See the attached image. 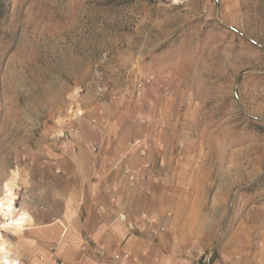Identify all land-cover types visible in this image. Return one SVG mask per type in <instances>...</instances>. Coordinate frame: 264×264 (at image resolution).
Wrapping results in <instances>:
<instances>
[{"label":"rangeland","instance_id":"obj_1","mask_svg":"<svg viewBox=\"0 0 264 264\" xmlns=\"http://www.w3.org/2000/svg\"><path fill=\"white\" fill-rule=\"evenodd\" d=\"M16 171L23 207L115 192L179 264H264V0H0Z\"/></svg>","mask_w":264,"mask_h":264},{"label":"crops","instance_id":"obj_2","mask_svg":"<svg viewBox=\"0 0 264 264\" xmlns=\"http://www.w3.org/2000/svg\"><path fill=\"white\" fill-rule=\"evenodd\" d=\"M116 194L99 200L105 202L102 208L99 201L82 202L78 192L35 194L42 201L34 199L26 205L34 221L17 236L24 248L15 257L21 264H179L160 245L165 229L161 219L146 212L134 213ZM120 214L127 215L134 228ZM87 235L90 240L83 248ZM8 242L15 248L14 242Z\"/></svg>","mask_w":264,"mask_h":264},{"label":"bare ground","instance_id":"obj_3","mask_svg":"<svg viewBox=\"0 0 264 264\" xmlns=\"http://www.w3.org/2000/svg\"><path fill=\"white\" fill-rule=\"evenodd\" d=\"M72 113L80 115L83 113L79 106L70 110ZM16 171L9 179L6 180L4 194L0 196V264H12L16 259L13 251L14 246L10 244L4 236L5 233L20 235L25 229L29 228L34 219L26 207L18 204Z\"/></svg>","mask_w":264,"mask_h":264},{"label":"built area","instance_id":"obj_4","mask_svg":"<svg viewBox=\"0 0 264 264\" xmlns=\"http://www.w3.org/2000/svg\"><path fill=\"white\" fill-rule=\"evenodd\" d=\"M120 215H121V219L124 220V221H126V222L128 223V226H129L130 229L134 228V223H133V221H131V220L129 221L127 215H125V214H120ZM63 225H64V224H63ZM86 239H87V241H86V243L84 244L83 248H85L86 245L88 244V242H89V240H90V236L87 235V236H86ZM54 250H55V249H54ZM100 253H101L102 255H106V252L103 251L102 249H100ZM115 257H120V254H116ZM123 257H129V254H123ZM12 264H21V260L18 259V258H16V259L12 262Z\"/></svg>","mask_w":264,"mask_h":264}]
</instances>
